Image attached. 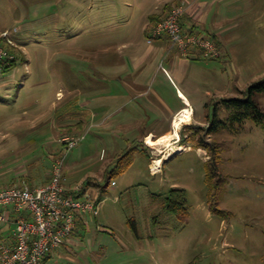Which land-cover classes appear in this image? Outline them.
Returning a JSON list of instances; mask_svg holds the SVG:
<instances>
[{
  "label": "rangeland",
  "instance_id": "obj_1",
  "mask_svg": "<svg viewBox=\"0 0 264 264\" xmlns=\"http://www.w3.org/2000/svg\"><path fill=\"white\" fill-rule=\"evenodd\" d=\"M164 1L0 0V31L18 29L13 36L27 58L0 75V187L41 184L54 160L66 154L68 183L81 185L97 175L88 178L96 192L106 167L114 164L116 139L134 155L126 172L100 194L99 215L87 217V230L45 264H264V122L228 121L230 112L220 100L244 99V91L264 78L263 16L239 11L221 25L229 55L222 51L216 60H189L183 84L173 77L188 92L198 117L213 120L220 108L218 117L228 122L205 137L221 150L224 178L213 201L206 180L208 152L196 146L204 132L188 129L184 141L171 140L172 147H191L163 158L161 171L154 173L142 144L127 145L133 137L108 136L95 124L104 117L105 67L125 54L123 44L147 46L148 14ZM202 29L200 34L212 36ZM165 92L179 101L176 88ZM121 100L109 99L105 112L116 110ZM256 100L264 111V93ZM82 119L84 124L72 128ZM73 133L82 139L68 151L61 138ZM106 150L110 159L103 161ZM151 154L163 156L157 149ZM172 188L186 190V220L165 207Z\"/></svg>",
  "mask_w": 264,
  "mask_h": 264
},
{
  "label": "crops",
  "instance_id": "obj_2",
  "mask_svg": "<svg viewBox=\"0 0 264 264\" xmlns=\"http://www.w3.org/2000/svg\"><path fill=\"white\" fill-rule=\"evenodd\" d=\"M217 3L221 4V6L216 5ZM177 4L184 5L186 8V13L182 18V25L185 31L192 30L201 33L203 31L202 28L206 29L220 45L223 56L229 55L230 43L226 37L225 27L221 26L222 24L231 22L232 19L240 16L241 13L239 11L241 10H244L246 17H252L255 13L264 17V0H165L163 4L156 7L158 11L148 14L149 21L144 27V31L147 34V46L142 45L143 48L141 49L134 42L125 43L123 44V48L126 50L125 54L117 55L116 65L112 64L105 67L106 69L103 73L104 82H101V90L104 93L103 99H105V102L101 104V111L104 117L98 123H95L108 136L133 137L126 139L127 145L140 143L145 147L146 154L148 152L151 154V150L145 140L149 136L159 138L172 134V141L176 143L180 142L181 133L188 129L193 133L195 126H210V117L203 119L197 116L196 109L188 97V92L186 93V89L178 87L173 79V77H176L183 84L186 79L183 68L188 66L189 60L200 59L196 58L195 53H191L189 56H181L175 48L170 49V40L167 36L158 38L153 43H148L150 17L154 15L165 16L170 7ZM106 84L110 86H106ZM167 88L169 90L176 88V95L179 101L177 99L172 101L168 97L165 92ZM206 93L210 95L211 90L207 89ZM117 97L122 100L116 110L105 112L108 100H114ZM91 99L94 100L93 98ZM219 107H221L220 103ZM184 109H189L191 116L189 119L179 122L178 117ZM223 110L227 109L224 108ZM219 112L221 113L220 108ZM163 121L166 122L163 123ZM83 122V119L73 122L72 128L80 126V123ZM72 135L78 136V134L74 133ZM119 144L121 143L116 139L114 141L115 148L113 149L115 155L112 154L110 156L112 161L124 151V148L121 147L122 144ZM175 145L178 146L179 144ZM182 146H184V150L191 147L186 144ZM199 149L207 151L204 148ZM105 152L103 161H105L106 157L110 159L108 151L106 150ZM88 178L86 181H88ZM99 179L101 180V178ZM91 185L93 184H88L89 189H91ZM86 230L87 225L80 227L76 231L77 233L73 234L69 239L68 245L72 246V244H75L78 237L82 236V232ZM1 240L8 244L14 242L13 225L0 226Z\"/></svg>",
  "mask_w": 264,
  "mask_h": 264
},
{
  "label": "built area",
  "instance_id": "obj_3",
  "mask_svg": "<svg viewBox=\"0 0 264 264\" xmlns=\"http://www.w3.org/2000/svg\"><path fill=\"white\" fill-rule=\"evenodd\" d=\"M185 13L184 5H174L167 17L151 28L148 43L167 36L170 49L175 48L181 56L199 53L205 59L219 58L222 50L211 37L183 29L181 21ZM18 32L16 28L0 31V75L16 59L10 47H18L13 36ZM185 110L180 113L179 122ZM81 139L64 136L61 141L70 151ZM147 145L154 153L156 149L149 142ZM65 156L54 160L51 179L46 185L32 188L23 182L0 187V226L13 224L15 238L13 244L0 242V264H42L48 254L57 251L73 236L78 214L86 217L99 215L100 201L92 192L84 184L72 186L68 183L64 170ZM154 159L151 160V170L157 173L161 171L163 162L160 168H155L152 165Z\"/></svg>",
  "mask_w": 264,
  "mask_h": 264
},
{
  "label": "trees",
  "instance_id": "obj_4",
  "mask_svg": "<svg viewBox=\"0 0 264 264\" xmlns=\"http://www.w3.org/2000/svg\"><path fill=\"white\" fill-rule=\"evenodd\" d=\"M173 6L174 5H172L170 7L168 13L173 8ZM168 13L165 16L154 15V16L150 17V25L148 27V36H149V32H150L151 28L154 25H156L158 22H160L164 18H166ZM181 23H183V22L181 21ZM183 29H184V27H183ZM186 32H194V31L191 30V31H186ZM210 37L217 43V45L221 49L218 42L212 36H210ZM10 49L16 54V59L13 62V64L6 69L5 73L9 70L14 69V67L17 66L18 62L25 63L27 61L26 60L27 58L25 57V54L22 51V49H20V47H16V46L10 47ZM195 54H196V58L200 59V60H216V59H219L221 57L220 56L219 58H216V59H205L199 53H195ZM244 92L247 93V95H245L244 99L239 98V97H230V98H222L221 99V101L224 105V108L230 112V115H229L227 120L237 122V121H243L245 119H252L257 124L263 123L264 122V111L262 110V108L258 104V102L256 100V95L264 93V78L259 82H254L253 84H251ZM244 92L242 91V93H244ZM227 126H228V122L225 120H221L218 117V112L216 110L215 111V117L213 118V120L210 121L209 127H200L199 126V127H196L195 130L193 131L194 134H196V135L198 133L196 131L204 132L203 136L200 137L199 140L197 141L196 146H197V148H204L208 152L209 159L206 162V171H207L206 172V180H207V183L209 185L210 201H213L215 195L217 194L219 181H221L222 178H224V177L220 171V160H221L220 147L217 145V142H215V141L210 142L205 137L212 136L214 133L218 132L220 129L225 128ZM183 136L184 135L182 133L181 141L182 140L184 141ZM144 151L146 152L145 149H144ZM147 155H149L151 157V160H152V158H153L152 154H150V152H148ZM63 156H60V157H63ZM133 158H134V155H133L132 150L126 149V151H123L114 160V164H113L112 168L111 167L107 168L104 179L97 183L96 192H94L93 190L88 188V184H89L88 181L84 182L85 187L88 188V190L90 192H92L93 196L98 201H101L100 194L106 192L108 186L111 184V179H113V177H116L119 174L126 172V170L131 165ZM50 179H51V175L47 176V178L40 185L39 184L33 185V184L29 183V186L33 188L36 186L46 185L50 182ZM104 180H105V184L103 183ZM11 186H13V185H11ZM187 202H188L187 201V194H186L185 189L172 188L171 192H170V196L167 198V200L165 202V207L169 211L175 213L180 219L186 220L189 216V210H188ZM212 208H214V210H216L217 212L224 213L223 210H220L219 208H216L213 205H212ZM86 220H87L86 216L78 214L77 227H76L73 234H76L77 233L76 231H78V229L80 227L87 225ZM131 224L134 226L135 230L137 231L138 228H137L136 222H134V224H133V220H131ZM11 225H13V224H11ZM13 239L15 240L14 235H13ZM0 242H5V241L1 240ZM64 245H68V243L66 242ZM55 252L56 251L48 254L43 259L42 264H45V261H47L49 258H51L52 254Z\"/></svg>",
  "mask_w": 264,
  "mask_h": 264
},
{
  "label": "bare ground",
  "instance_id": "obj_5",
  "mask_svg": "<svg viewBox=\"0 0 264 264\" xmlns=\"http://www.w3.org/2000/svg\"><path fill=\"white\" fill-rule=\"evenodd\" d=\"M190 116H191V111L189 109H187L185 111V114L181 117V119L185 121V120L189 119ZM177 123L179 124V122H177ZM172 139H173L172 134H169V135H166L163 137H159L156 139L153 136L147 137V141L149 142V144L151 146H153L155 149H157L158 151H160V153L163 155V158H167L173 152L184 150V146L172 147L171 143H170ZM163 145L167 147V150H160V147ZM162 162H163V160L161 159V157L155 159V161H154L155 167L160 168Z\"/></svg>",
  "mask_w": 264,
  "mask_h": 264
}]
</instances>
